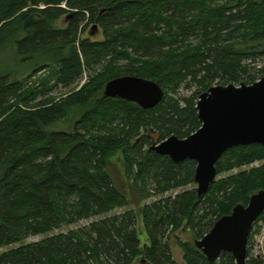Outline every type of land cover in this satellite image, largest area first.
Instances as JSON below:
<instances>
[{
	"label": "trees",
	"instance_id": "obj_1",
	"mask_svg": "<svg viewBox=\"0 0 264 264\" xmlns=\"http://www.w3.org/2000/svg\"><path fill=\"white\" fill-rule=\"evenodd\" d=\"M91 26L103 41L84 37ZM87 74L79 91L51 97ZM124 76L158 83L163 102L144 110L105 97L106 85ZM263 77L264 0H0V250L19 246L0 253V264H179L170 240L181 232L201 240L247 206L264 191V164L216 180L200 197L195 162L151 150L156 137L186 139L202 127L198 98L166 92L186 83L203 94ZM73 117L72 131L52 130ZM118 152L138 202L161 198L140 211L145 246L137 214L116 213L130 205L111 173ZM259 162L263 146H239L216 168L220 176ZM39 236L47 237L24 244ZM195 242L178 240L184 264H237L227 252L210 261ZM248 244L246 264H263Z\"/></svg>",
	"mask_w": 264,
	"mask_h": 264
},
{
	"label": "water",
	"instance_id": "obj_2",
	"mask_svg": "<svg viewBox=\"0 0 264 264\" xmlns=\"http://www.w3.org/2000/svg\"><path fill=\"white\" fill-rule=\"evenodd\" d=\"M104 95L135 103L144 110L155 109L165 98L158 83L136 76L110 81ZM197 111L202 127L196 133L186 139L172 136L154 143L151 150L176 164L195 162L194 182L202 197L216 182V166L226 151L247 145L264 147V77L252 85L210 88L200 95ZM263 214L264 191H260L247 206L238 205L231 215L218 220L212 231L195 244L210 261L227 252L237 264H246L251 231Z\"/></svg>",
	"mask_w": 264,
	"mask_h": 264
},
{
	"label": "rangeland",
	"instance_id": "obj_3",
	"mask_svg": "<svg viewBox=\"0 0 264 264\" xmlns=\"http://www.w3.org/2000/svg\"><path fill=\"white\" fill-rule=\"evenodd\" d=\"M57 26L61 27V28H65L67 26L66 19H62L61 21H59L57 23ZM84 37H87L91 41H95V42L104 40L103 31L100 28H96V27H92V26L88 28V30L85 33ZM262 66H263V64L260 63L257 68L259 69ZM46 74H47V72L46 73H41L35 79L38 81L41 76H45ZM90 79L91 78L87 74L72 89L59 88L58 90L54 91L51 94V97H54V98H62L63 97L64 98L65 96L70 95V93H72V92L74 93V92L79 91L83 86H85L86 84H88L90 82ZM166 94H167V96L169 98H173L174 100L175 99L183 100L184 98H191V97L198 98L197 99V103H198L199 97L201 95V94L198 93V88L195 85L186 84V83L183 84L180 87V89H178L177 92H172L170 90V91L166 92ZM182 104L184 105V103H182ZM76 119L79 120L80 117L79 118L73 117L72 121L61 123L58 126H55V128H53L52 130H55V131H58V130L72 131L73 127H74V123H72V122H75ZM154 143H161V141L159 140L158 137H156ZM110 161L113 164V166L111 167V173H112V175H113V177L115 179V182H116V184L119 187H123V185L126 184V187H127L126 188V192H127V196L129 198V202H130V205L127 208L120 209V210L116 211V213H123V212H126L128 210H132V211H134L137 214V216H138L139 238H140L142 246H145V245L148 244L149 240H148V236L146 234V231H145L142 219H141L140 211H141V209H142V207L144 205L150 204L153 201L161 199V198L160 197L152 198V199H150L148 201H145L143 203L138 202L137 198L134 197L133 191L131 190V187L128 184V182H127V180L125 179V176H124V174H125V165H124V162H123L122 152H118L115 155H113L110 158ZM263 164H264V162L263 163L259 162V163H256V164L250 166V167H244L242 169L234 170V171H232V172H230L228 174H222V175L217 177V180L225 179V178H228L230 176L239 174V173L244 172V171H250L253 168L254 169L260 168V167H262ZM194 188H197V186L194 187ZM186 189H192V187H188ZM186 189H183V190H186ZM183 190H178V191L171 192V193L165 195V197H174L177 194L181 193ZM96 220L97 219L81 222L78 225H73V226H71L69 228H64L63 230H61L59 232H56V233L67 232L70 229H78V228H81V227H85V226L89 225L90 223H92L93 221H96ZM253 230H254V232L251 231V235H250V238H249L250 239L251 248H252V254H253L254 257H257V258L260 256L264 260V219L260 220V221H257V223L253 227ZM45 237H47V236H39V237L29 238L28 240H26L24 242V244L25 243L27 244V243L38 242V241L44 239ZM178 238L179 239H177L176 237H173L170 240V247H171V251H172L173 257L176 260V262H178L179 264H184V255H183L182 250L178 246V240H180L182 242L194 243L195 239L193 238L191 233H187V232L179 233L178 234ZM16 247H19V246L15 245L13 247L4 248V249L0 250V253L6 252V251H8L10 249H13V248H16ZM248 247H249V244H248ZM135 264H143L142 259H138L135 262Z\"/></svg>",
	"mask_w": 264,
	"mask_h": 264
},
{
	"label": "built area",
	"instance_id": "obj_4",
	"mask_svg": "<svg viewBox=\"0 0 264 264\" xmlns=\"http://www.w3.org/2000/svg\"><path fill=\"white\" fill-rule=\"evenodd\" d=\"M259 257H260V256H259ZM259 257H258V258H259ZM259 259H260V260H262V262H263V264H264V260H263V258H262V257H260Z\"/></svg>",
	"mask_w": 264,
	"mask_h": 264
}]
</instances>
